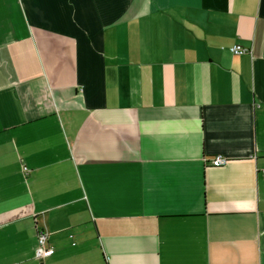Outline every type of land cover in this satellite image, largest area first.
<instances>
[{
	"label": "crops",
	"instance_id": "0c3cea01",
	"mask_svg": "<svg viewBox=\"0 0 264 264\" xmlns=\"http://www.w3.org/2000/svg\"><path fill=\"white\" fill-rule=\"evenodd\" d=\"M263 170L264 0H0V264H264Z\"/></svg>",
	"mask_w": 264,
	"mask_h": 264
},
{
	"label": "built area",
	"instance_id": "2783aa9c",
	"mask_svg": "<svg viewBox=\"0 0 264 264\" xmlns=\"http://www.w3.org/2000/svg\"><path fill=\"white\" fill-rule=\"evenodd\" d=\"M230 51L233 54H245L249 52L248 49L240 46V45H231L229 47ZM227 158L221 155H216L214 156L210 163L213 166H221L224 165L227 162ZM23 171L26 174L27 173V168L23 166ZM264 172V170H263ZM54 252V249L50 247L47 243V233H45L43 230H38L37 232V247L35 249V256L37 258H43L45 256L51 255Z\"/></svg>",
	"mask_w": 264,
	"mask_h": 264
}]
</instances>
